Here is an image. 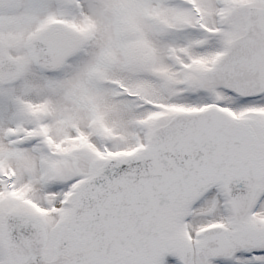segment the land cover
<instances>
[{"label":"snow or ice","instance_id":"6c2138e0","mask_svg":"<svg viewBox=\"0 0 264 264\" xmlns=\"http://www.w3.org/2000/svg\"><path fill=\"white\" fill-rule=\"evenodd\" d=\"M0 264H264V0H0Z\"/></svg>","mask_w":264,"mask_h":264}]
</instances>
